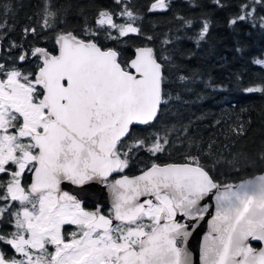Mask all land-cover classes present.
Segmentation results:
<instances>
[{
	"label": "water",
	"instance_id": "95a60500",
	"mask_svg": "<svg viewBox=\"0 0 264 264\" xmlns=\"http://www.w3.org/2000/svg\"><path fill=\"white\" fill-rule=\"evenodd\" d=\"M55 40L58 53L34 49L47 126L32 134L38 154L29 190L111 204L116 220L138 217L152 196L167 195L173 215H161L145 236L151 253L141 263L153 261L155 243L181 239L182 257L194 261L264 264V170L221 184L200 164L169 162L104 182L123 165L116 148L131 127L157 118L163 69L154 48L136 47L125 68L115 48L93 39L68 31Z\"/></svg>",
	"mask_w": 264,
	"mask_h": 264
},
{
	"label": "trees",
	"instance_id": "16d2710c",
	"mask_svg": "<svg viewBox=\"0 0 264 264\" xmlns=\"http://www.w3.org/2000/svg\"><path fill=\"white\" fill-rule=\"evenodd\" d=\"M156 1L0 0V37L56 52V35L72 31L115 48L125 68L136 47L151 45L162 102L117 146L130 168L194 162L221 184L263 171L264 0ZM128 24L135 31L121 32Z\"/></svg>",
	"mask_w": 264,
	"mask_h": 264
},
{
	"label": "flooded vegetation",
	"instance_id": "af4514ba",
	"mask_svg": "<svg viewBox=\"0 0 264 264\" xmlns=\"http://www.w3.org/2000/svg\"><path fill=\"white\" fill-rule=\"evenodd\" d=\"M37 46L42 45L26 48L10 37H0V264H143L140 255L151 253L145 236L161 215H173L167 195L152 196L153 201L138 217L116 220L111 204L99 205L78 196L58 200L47 189L33 193L28 188L38 154L32 134L47 126L44 90L36 80V72L43 66L41 56L34 53ZM52 52L58 53V49ZM25 100L41 104L45 111L28 114L14 110L13 104L24 105ZM116 150L123 165L104 182L156 164L134 171L131 161ZM12 185L21 186L26 194L24 210ZM19 236L23 237L21 243L16 242ZM181 242L155 243L153 261L144 264H208V259L182 257ZM251 246L258 248L260 243L251 242Z\"/></svg>",
	"mask_w": 264,
	"mask_h": 264
},
{
	"label": "rangeland",
	"instance_id": "374dc122",
	"mask_svg": "<svg viewBox=\"0 0 264 264\" xmlns=\"http://www.w3.org/2000/svg\"><path fill=\"white\" fill-rule=\"evenodd\" d=\"M165 2H166V0H158V1H156L154 3V7H164L165 6ZM251 12H252V9L250 8V10L248 11V14H250ZM105 20L107 21V23H110L111 25H113V20H112L111 17H106ZM119 29H120L121 32L135 31V27L132 24H128L126 26H120ZM261 61L264 63V56L262 57ZM36 80L35 79L33 80V85H35V83H36L35 81ZM37 82H39V81L37 80ZM19 101H20V99H19ZM13 107H14V110L17 109V110H19L21 112H25V113H28V114L29 113H37V112L45 111L41 104H36V103H33V102L29 101V100H25L24 105H21V104H18V103L13 104ZM0 108H1V105H0ZM11 188L15 192L18 204H22L24 202L25 195H26L24 193V190L21 189V186H19V185H16V186L12 185ZM22 209L24 210L23 204H22ZM22 240H23V237L19 236L17 238L16 242L17 243H21Z\"/></svg>",
	"mask_w": 264,
	"mask_h": 264
}]
</instances>
